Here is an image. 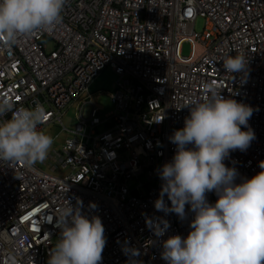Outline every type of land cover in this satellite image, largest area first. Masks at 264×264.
I'll return each mask as SVG.
<instances>
[{
    "label": "built area",
    "instance_id": "2783aa9c",
    "mask_svg": "<svg viewBox=\"0 0 264 264\" xmlns=\"http://www.w3.org/2000/svg\"><path fill=\"white\" fill-rule=\"evenodd\" d=\"M236 53L248 59L243 83L222 67V58ZM107 68L117 80L108 93L113 109L104 112L90 86ZM209 81L253 109L255 138L224 161L237 169L238 182L264 160V0H66L49 31L0 45V96L16 106L40 103V127L60 124L68 133L43 162L0 163V264L10 252L16 264H46L59 234L56 216L78 200L80 211L103 225L98 264H166L161 241L185 236L192 213L185 205L181 220L154 208L157 173L174 153L168 137L183 126L185 104L204 96ZM73 103L76 122L68 129L63 115ZM160 217L169 226L157 237L146 221ZM125 245L138 255L126 254Z\"/></svg>",
    "mask_w": 264,
    "mask_h": 264
},
{
    "label": "clouds",
    "instance_id": "9594fccd",
    "mask_svg": "<svg viewBox=\"0 0 264 264\" xmlns=\"http://www.w3.org/2000/svg\"><path fill=\"white\" fill-rule=\"evenodd\" d=\"M65 3L0 0V45L10 46L19 36L49 31L60 22ZM247 63L241 53L222 58L225 73L231 78L240 74L241 83ZM202 87L205 95L185 104L188 115L183 126L168 137L175 145L174 153L157 173L161 185L154 208L181 220L186 216L185 205L192 213L185 236L172 234L161 241L160 257L166 264H264V160L259 161L258 172L238 182L237 169L224 163L231 151H245L255 138L248 126L253 109L221 95L211 81ZM45 112L40 103L16 106L0 96V163L22 161L32 166L46 159L53 138L40 127ZM209 192L216 195L214 202L206 198ZM79 204L78 200L75 206H65L56 216L59 234L48 250L46 264H98L101 260L102 222L96 215L83 214ZM146 223L157 237L169 226L164 217ZM123 251L131 257L138 255L137 249L127 245ZM6 264H16L14 253L7 255Z\"/></svg>",
    "mask_w": 264,
    "mask_h": 264
},
{
    "label": "rangeland",
    "instance_id": "374dc122",
    "mask_svg": "<svg viewBox=\"0 0 264 264\" xmlns=\"http://www.w3.org/2000/svg\"><path fill=\"white\" fill-rule=\"evenodd\" d=\"M205 25V21L202 17H198L195 22V29L197 31H202ZM190 51V46L185 44L184 53L188 54ZM117 80V75L111 70V68L105 69L91 84L90 92L94 94V101L104 112H108L113 109V103L110 100L109 92L115 89ZM73 106V107H72ZM76 104L69 105L64 112L63 121L68 129L73 128L76 120ZM45 130L53 138V144L49 153L61 146V141L64 140L66 133L63 132L62 126L60 124H51L45 128ZM48 153V154H49ZM64 170L57 171V174H63Z\"/></svg>",
    "mask_w": 264,
    "mask_h": 264
},
{
    "label": "bare ground",
    "instance_id": "6f19581e",
    "mask_svg": "<svg viewBox=\"0 0 264 264\" xmlns=\"http://www.w3.org/2000/svg\"><path fill=\"white\" fill-rule=\"evenodd\" d=\"M73 104H75V103H73ZM48 126H49V125H48ZM48 126H46V127H48ZM46 127H45V128H46ZM45 128H44V130H45ZM63 132H65V133H66V136H65V138H66V137L68 136V133H67V131H66V130H63ZM65 138H64V140H65ZM64 140H63V141H64ZM62 143H63V142H62ZM59 170H60V169H59ZM59 170H57V171H59ZM57 171L55 172V174H57Z\"/></svg>",
    "mask_w": 264,
    "mask_h": 264
},
{
    "label": "crops",
    "instance_id": "0c3cea01",
    "mask_svg": "<svg viewBox=\"0 0 264 264\" xmlns=\"http://www.w3.org/2000/svg\"><path fill=\"white\" fill-rule=\"evenodd\" d=\"M73 107V106H72ZM63 141H61V143H62Z\"/></svg>",
    "mask_w": 264,
    "mask_h": 264
}]
</instances>
